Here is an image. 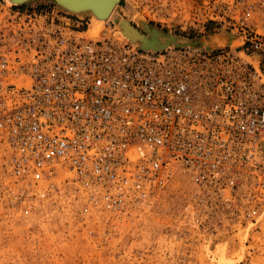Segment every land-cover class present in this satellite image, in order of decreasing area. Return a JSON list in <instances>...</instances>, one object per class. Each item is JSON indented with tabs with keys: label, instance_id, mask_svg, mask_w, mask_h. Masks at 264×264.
Listing matches in <instances>:
<instances>
[{
	"label": "built area",
	"instance_id": "obj_1",
	"mask_svg": "<svg viewBox=\"0 0 264 264\" xmlns=\"http://www.w3.org/2000/svg\"><path fill=\"white\" fill-rule=\"evenodd\" d=\"M231 47L141 49L0 0V209L123 222L173 181L202 232L264 215V0L215 3ZM221 46V47H218Z\"/></svg>",
	"mask_w": 264,
	"mask_h": 264
},
{
	"label": "rangeland",
	"instance_id": "obj_2",
	"mask_svg": "<svg viewBox=\"0 0 264 264\" xmlns=\"http://www.w3.org/2000/svg\"><path fill=\"white\" fill-rule=\"evenodd\" d=\"M225 1L123 0L113 17L140 32L138 20L187 39L207 36L213 47L225 29L213 19V6ZM44 3L53 1L17 5ZM114 18L101 25L97 35L90 32L94 27L89 20V35L131 42L119 33ZM187 189L184 180L173 181L120 223L97 218L80 224L73 211L52 206L24 217L0 209V264H264V215L223 232L197 231L180 216Z\"/></svg>",
	"mask_w": 264,
	"mask_h": 264
},
{
	"label": "water",
	"instance_id": "obj_3",
	"mask_svg": "<svg viewBox=\"0 0 264 264\" xmlns=\"http://www.w3.org/2000/svg\"><path fill=\"white\" fill-rule=\"evenodd\" d=\"M26 2L29 0H22L21 2ZM56 5L62 6V8L69 6L72 8H81L84 5H92L94 7L101 6L102 10L110 9V7L115 3L116 0H52ZM62 3V4H61ZM121 3V1L119 2ZM15 5V4H13ZM67 8V7H66ZM123 21V32L126 34L128 39L136 41L141 49H153L160 50L167 47H204L209 48L206 45L207 36L196 37L193 39L183 38L174 34L164 33L155 28H149L146 24L140 26L143 32L138 31L133 27L127 20L121 18ZM225 34L231 35L227 30L221 29ZM226 42L220 45H228L235 40V36H226Z\"/></svg>",
	"mask_w": 264,
	"mask_h": 264
},
{
	"label": "bare ground",
	"instance_id": "obj_4",
	"mask_svg": "<svg viewBox=\"0 0 264 264\" xmlns=\"http://www.w3.org/2000/svg\"><path fill=\"white\" fill-rule=\"evenodd\" d=\"M5 1V0H4ZM8 2H10L9 4H15V5H17V4H22V3H24V1L23 2H21L22 0H7ZM31 1V0H30ZM121 1V3H119ZM123 0H116L115 1V3L110 7V9H108V11L107 10H102V8H101V6H96V7H94V6H92V5H89V4H87V5H84L83 7H81V8H72V7H69V6H66V7H64L63 8V10L64 11H66V12H71V13H76L77 14V16L79 17H85V16H88V28H87V30H86V34H87V36L88 37H91V38H95V37H92V36H90L89 35V33H88V30H89V20L91 21V23H92V27H94L90 32H92V33H96L95 35H97V33H99L100 32V26L101 25H103V24H105L106 22H108L109 20H112L114 17H113V15H114V11H115V7L116 6H120V5H122L123 4V2H122ZM6 2V1H5ZM27 2V1H26ZM6 4L7 5H9L7 2H6ZM53 4L55 5V3L53 2ZM62 4V3H61ZM57 6H59V5H57ZM59 7H61L62 8V6H59ZM58 7V8H59ZM115 19V21H116V23H118V25L116 24V28L119 30V33L122 35V37H124V38H128L127 36H126V34L123 32V21L121 20V18H119V17H115L114 18ZM138 23H139V25L140 26H143V24H145V22H143V21H141V20H138ZM91 28V27H90ZM228 31V30H227ZM231 31V30H230ZM230 31H228L229 33H230ZM222 32V31H221ZM222 34V36L220 35V40H222L221 42H220V44H222V43H224V42H226L225 40H227L226 38V36H235L234 38H235V40L234 41H232L231 43H230V45H231V47L233 46V45H236L237 43H238V41H239V38H238V36L237 35H235V34H233V32L231 33V35H229V34H225V33H221ZM130 40V39H129ZM131 42H133V43H136L137 45H138V43L136 42V41H133V40H130ZM206 45H208V46H211V41H210V37L206 40ZM219 44V45H220ZM225 44V43H224ZM136 45V47H138V48H141V46H137ZM218 47H221V46H218ZM213 47H209V48H205V49H212ZM143 49H146V48H143ZM259 152H260V154L262 155V158H264V149L263 148H260V150H259Z\"/></svg>",
	"mask_w": 264,
	"mask_h": 264
}]
</instances>
